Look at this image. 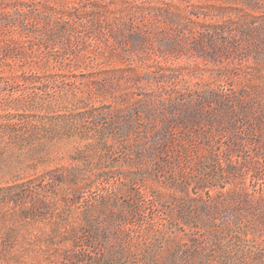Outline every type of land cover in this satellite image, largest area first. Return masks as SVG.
<instances>
[{
  "label": "rangeland",
  "instance_id": "obj_1",
  "mask_svg": "<svg viewBox=\"0 0 264 264\" xmlns=\"http://www.w3.org/2000/svg\"><path fill=\"white\" fill-rule=\"evenodd\" d=\"M171 1L182 5L179 0H0V264H123L125 259L128 264H264V210L222 208L218 184L209 183L196 198L162 179L144 180L135 156L121 147L125 139L110 135L115 116L138 101L120 99L125 88L108 81L129 56L114 41L118 47L111 54L86 28L106 20L136 39L151 22H143L141 14ZM191 3L203 11L226 7L243 25L264 19V0H251L254 9L245 12L236 11L240 4ZM153 27L160 32L159 24ZM137 51L133 65L143 73ZM187 57L158 60L183 67L179 88L200 89L210 81L205 68L211 65L200 60L193 65ZM250 71L251 76L244 74L249 70L232 72L230 77L239 76L229 85L248 92L264 87V65ZM224 81L215 86H225ZM134 138L130 134L128 144ZM247 138L251 151H263L264 138L258 141L254 132ZM199 153L205 156L203 148ZM68 173L75 175L74 185ZM246 184L253 193L249 179ZM252 197L263 202L264 191ZM132 200L141 218L131 213ZM118 216L135 229L130 242L113 227L104 228ZM205 216L213 220L206 223Z\"/></svg>",
  "mask_w": 264,
  "mask_h": 264
},
{
  "label": "trees",
  "instance_id": "obj_2",
  "mask_svg": "<svg viewBox=\"0 0 264 264\" xmlns=\"http://www.w3.org/2000/svg\"><path fill=\"white\" fill-rule=\"evenodd\" d=\"M179 1L180 7L171 1L142 13L141 20L151 22L136 39H132L129 32L124 36L115 22L99 19L89 22L87 34L99 38L103 48H109L114 54L118 47L110 43L114 41L121 46L120 51L129 56L124 59L125 66L109 76L108 81L125 88L120 99L138 100L131 110L115 116L110 135L125 139L121 147L135 156L132 158L141 166L142 179L151 176L155 180L162 179L181 194L189 196L193 192L196 198L210 188L209 183L218 184L222 208L234 210L245 205L242 210L261 212L264 201L256 202L252 195L264 191V149L251 151L247 147V137L254 132L258 141L264 138V87H248V92L237 90L229 83L239 76L230 77L232 72L249 70L244 74L251 76L250 70L264 65V19L243 25L229 16L226 7L220 10L213 6L203 11L191 0ZM210 1L240 4L237 12L254 9L251 0H207ZM154 23L161 26L159 33ZM149 40L152 41L147 48ZM155 44L158 46L156 53ZM135 48H139L138 51ZM135 51L140 52L139 68L143 73H138L133 65ZM182 56H188L193 65L199 64V60L206 67L211 65L210 69L205 68L210 73V81L202 88H179L178 76L183 67L173 68L158 60ZM222 78L225 86H215ZM136 122L141 124L138 126ZM132 133H135L134 143L128 144ZM216 135L220 139L214 141ZM202 148L205 156L199 153ZM64 177L60 175L59 179L62 181ZM67 177L74 185L75 175L68 173ZM247 179L254 186L253 193L246 184ZM61 181L57 179L56 183L60 185ZM31 185V182L24 185L19 195L23 197ZM130 205L131 213L138 215L137 201L132 200ZM121 216L112 219L104 228L113 227L116 236L123 234L124 240L130 242L135 229ZM205 217L206 223L213 220ZM179 220L183 221L184 217L180 216ZM91 228L95 229L93 225ZM123 264H128L127 259Z\"/></svg>",
  "mask_w": 264,
  "mask_h": 264
}]
</instances>
